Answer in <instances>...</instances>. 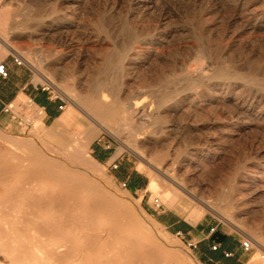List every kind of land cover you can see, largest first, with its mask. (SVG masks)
<instances>
[{
  "label": "rangeland",
  "instance_id": "374dc122",
  "mask_svg": "<svg viewBox=\"0 0 264 264\" xmlns=\"http://www.w3.org/2000/svg\"><path fill=\"white\" fill-rule=\"evenodd\" d=\"M3 2L10 18L2 33L19 53L5 49L0 41V58L8 64L14 63V53L23 59L9 72V82L25 77L35 90L64 104L59 114L72 108V97L86 94L98 82L124 98L148 104L147 113L154 116L151 90L171 93L158 112V122L132 117L130 124L144 122L136 135L130 136L125 123L115 124L121 132H101L90 144L93 157L108 153L102 161L95 158L103 164V183L123 216L166 249L173 264H204L201 256L212 236L210 228L235 242L250 239L247 255H257L258 264H264V0ZM106 56L114 61L110 68H105ZM35 59L42 60L39 70ZM48 83L53 87L41 90ZM18 94L23 100L16 98V103L27 100L23 91ZM28 113L25 116L33 109ZM3 116L0 154L10 158L12 152L34 150L54 166L56 159L69 160L59 149L62 140L77 127L80 136L94 129L79 110L72 118L75 123L60 132L52 131L54 120L33 126L20 124L10 114ZM132 142L133 150L128 147ZM167 152L178 155L179 173L192 177L196 188L230 191L234 206L222 208L230 220L183 192L173 205L163 201L166 187L179 191L153 170V157ZM149 170L158 175L157 191L148 186ZM133 179L142 185L135 188ZM162 219L200 225V230L177 232Z\"/></svg>",
  "mask_w": 264,
  "mask_h": 264
},
{
  "label": "bare ground",
  "instance_id": "6f19581e",
  "mask_svg": "<svg viewBox=\"0 0 264 264\" xmlns=\"http://www.w3.org/2000/svg\"><path fill=\"white\" fill-rule=\"evenodd\" d=\"M4 5L0 0V41L5 49L19 53L14 43L2 33L7 30L10 18L9 9ZM35 60L34 66L39 70L42 60ZM113 63V59L106 56L105 68H110ZM48 84L53 87L52 83ZM150 94L156 116L147 113L148 104L127 96L124 98L119 91L109 89L101 82L92 85L86 94L72 97L74 105L55 118L52 131L60 132L74 124L72 118L76 110L89 118L94 129L80 136L77 127L68 139L62 140L59 149L69 156V160L56 159V166L34 150L20 154L12 152L10 158L0 154V264H173V256L166 249L149 234L141 232L134 221L123 216L111 190L103 183L105 174L100 167L103 164L89 153L90 144L101 132H121L115 124L125 123L130 136H134L144 122L130 124L128 120L132 117L158 122V112L171 93L151 90ZM17 98L23 100V95L18 94ZM29 119L33 126L43 125L40 118L31 116ZM131 144L128 147L133 150L135 144ZM153 161V170L179 189L166 187L162 199L168 205H173L176 198H182L183 192L206 210L230 220L222 209L234 206L230 191L218 187L213 191L207 189L215 196L208 199L206 189L196 188L192 177L182 171L179 173L177 163L182 160L178 155L167 152L155 155ZM148 176L149 188L157 191L161 187L158 175L149 170Z\"/></svg>",
  "mask_w": 264,
  "mask_h": 264
},
{
  "label": "crops",
  "instance_id": "0c3cea01",
  "mask_svg": "<svg viewBox=\"0 0 264 264\" xmlns=\"http://www.w3.org/2000/svg\"><path fill=\"white\" fill-rule=\"evenodd\" d=\"M9 72L14 71L16 64H8L6 62ZM21 71V69H18ZM25 73V72H24ZM25 75V74H24ZM9 77V76H8ZM2 78L0 76V125H3L5 120L3 115L5 113L1 112V107L3 104L10 102L17 95L19 90L23 91L26 95L32 97L35 102L43 108V115L41 120L43 123H52L53 120L59 115L58 104L50 99L44 92L35 90L36 88L31 87L29 82L25 80V77L22 78L18 83L9 82V79ZM105 158L108 156V153H104ZM137 181V180H136ZM163 224L169 226H175L177 232H186L191 233L193 231H199L200 225L191 226L189 224H182L178 221L165 220L160 221ZM212 235V233H210ZM242 240L235 242L234 239L228 234L218 232L216 237L208 239V242L203 244L202 252V261L204 264H258L260 262V257L257 255H252L251 257L247 255V250H244L241 245ZM217 243L218 248L216 250L212 249V244ZM225 252H230V256H225Z\"/></svg>",
  "mask_w": 264,
  "mask_h": 264
},
{
  "label": "built area",
  "instance_id": "2783aa9c",
  "mask_svg": "<svg viewBox=\"0 0 264 264\" xmlns=\"http://www.w3.org/2000/svg\"><path fill=\"white\" fill-rule=\"evenodd\" d=\"M12 57H13V61H14V63L16 64V65H22L23 64V59H22V57H21V55H19V54H13L12 55ZM0 76L2 77V78H7L8 76H9V69H8V67H7V64H6V60H5V58H0ZM50 86L52 87V85H50V84H48L47 86H45V85H42L41 86V90H43V91H45V90H48L49 88H50ZM27 96V100L26 101H24V102H22V101H18L17 103L15 102L16 101V98H17V96L13 99V100H11L10 102H8V103H5V104H3L2 105V107H1V112H3V113H6V114H10L11 115V118L13 119V120H16V121H18L20 124H22L23 122L24 123H26V125H32L31 123H30V119H29V117H39V118H42V115H43V108L42 107H40L36 102H35V100L32 98V97H30V96H28V95H26ZM50 99H53L52 97H50V96H48ZM64 108V104L61 102V103H59L58 104V109L59 110H62ZM26 112V113H28V112H30V110L31 109H33V114H30V115H26L25 116V112H24V114H23V110ZM127 183H128V181L126 180V181H124L123 182V186H126L127 185ZM154 201H155V203H156V205H160V202H159V198H155L154 199ZM210 231H211V233H213L214 231H215V229L214 228H210ZM241 245H242V248L244 249V250H249V249H251L252 248V243H251V240L250 239H244V240H242L241 241ZM218 248V244L217 243H213L212 244V249H214V250H216ZM225 254V256L227 257V256H230L231 255V253L230 252H225L224 253Z\"/></svg>",
  "mask_w": 264,
  "mask_h": 264
},
{
  "label": "trees",
  "instance_id": "16d2710c",
  "mask_svg": "<svg viewBox=\"0 0 264 264\" xmlns=\"http://www.w3.org/2000/svg\"><path fill=\"white\" fill-rule=\"evenodd\" d=\"M106 153H107V152H106ZM95 157H96L98 160L102 161V160L105 159V154H101V153H100V154H96ZM131 183H132L131 185L134 186L135 188H136V187H140V186L142 185V183H141L140 181H136L135 179H133ZM217 234H218V232H217V231H214V232L212 233V237H216Z\"/></svg>",
  "mask_w": 264,
  "mask_h": 264
}]
</instances>
